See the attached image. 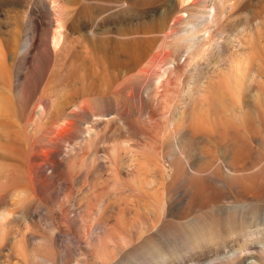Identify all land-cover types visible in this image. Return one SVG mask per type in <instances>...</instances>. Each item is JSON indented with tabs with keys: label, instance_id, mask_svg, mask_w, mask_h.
<instances>
[{
	"label": "rangeland",
	"instance_id": "rangeland-1",
	"mask_svg": "<svg viewBox=\"0 0 264 264\" xmlns=\"http://www.w3.org/2000/svg\"><path fill=\"white\" fill-rule=\"evenodd\" d=\"M64 1L0 0V94L4 93L2 95L5 99L4 101L9 100V108H11V111L13 110V114H10L11 116L13 115V118L9 117L8 114L11 111L8 113L9 110L7 108L6 113L8 114L2 118L6 125L9 123L11 125L6 126L4 123H0L2 126V128L0 127V138L2 137V141L4 140L0 142L3 144H0V147H3L2 151L6 149L5 153L0 150V178H2L0 179V211H9V220L7 219L5 223L6 227L4 226V234L0 243V264H128L131 259L135 260L136 264H154L158 262L157 257L159 254L164 255L167 260L169 259V264H224L225 259L223 258L226 255L241 249V247L244 248L245 245H247L245 247L246 251H254L264 241V232H262L264 231V218L261 217L259 219L262 209L264 210V202H261L262 204L260 203L261 205L258 207L254 206L252 208V212L255 214L253 220L248 221V218H241L244 226L239 232L243 234L240 235L238 232V234L223 239L224 241L209 243L203 249L190 247L191 245L186 244L184 238L182 240L183 234L181 233L168 235V233L162 231L169 227L182 229V225L189 222L188 219L192 216L187 210L193 203L210 204L215 202L217 206H228L234 203L238 204L241 202L239 204H242V202L248 203L252 201V203L257 204L250 198L253 193L260 195L258 192L262 186L257 183V179L261 168L264 167V0H235L234 6L227 12V15L231 11L234 13H239L240 11V16L236 18V21L241 20V22L233 31L227 28L226 33L220 37L222 42L230 41L224 51L225 57L219 62H215L214 56L218 52L215 49L212 51L213 53L208 52L209 58L212 55L210 58L212 59L211 62H206L203 65V70L206 71H211L217 66L220 67V71L217 74L215 73V77L210 80L211 83L216 84L217 93H201L202 96L212 94L209 102H199L202 109L206 110H203V113H210L213 108H218L221 111L235 108L242 112L239 119L231 117L229 112H227V114L222 116L221 126L217 128V131L215 129L216 125L212 124L213 122L209 121V119L208 121L204 120V122L207 121L206 124L201 122L196 127L189 124L191 134L188 138H181L180 136H175L168 129V126L166 128V125H169V120L165 115L172 111L170 107L178 100V96L175 98L177 100L171 101V99H168L167 101L169 102L166 104L165 101H154L150 97L151 95L144 94L147 97L144 96L140 104L133 99L139 93V82H128L123 89H120V98L125 103L124 112L127 120L136 121L139 124V129L124 125L123 123L125 122L123 120L125 121V119L121 118L120 120V115L117 116L116 107L109 98L111 95H104L102 104L106 106L105 113L109 114L110 120L107 123L98 124L94 144L89 148L92 153L90 157L92 155V159L94 157V165L90 168V172L88 171V175L86 174L85 176L78 173L67 181L58 177L41 176L38 179L39 184L37 183L36 186L38 191H32L33 189L30 185L26 184V180L20 177L22 176V169H27L23 165H27V160L24 161L25 159L23 158L28 159L30 153L36 151V149L38 154H41L36 145L39 137L38 133L42 132L40 129L42 127L44 129L45 124H41L37 131L28 135V138L31 137L29 138L31 142L32 140L34 141L31 143L28 139L29 144H27L25 143L26 139L23 138V131L20 126L22 123L18 121L24 122L27 118L29 121L31 117L33 119L35 117V120H37L36 115L40 110L37 102L41 94L45 92V85L48 82L47 70L50 68L49 65L46 69L47 58L40 53L45 51V45L53 48L59 47L64 50L69 48L71 50L77 49V53L82 49L80 26L85 24L84 22H75L67 18L62 20L59 23L60 25L58 24L59 26L37 25L39 22L41 23L40 18L46 21L52 18L54 12L59 9V6L63 5ZM172 1L169 0L172 16H180V4ZM124 2L128 6L118 8V5L124 4ZM189 2L190 0H187L184 4L188 5ZM42 5H46V8L42 10L40 15L38 14L40 12L35 8L42 7ZM181 6L183 7V4ZM83 7H89L88 10L90 11L100 9L110 17L111 21L113 20L115 23L122 22V25L118 26L114 23V27L117 28L135 25V21H129L138 18L139 15L137 13L144 9V6L139 5L137 0H79L77 2V11ZM225 24L224 22L220 23L219 30H222ZM169 33L170 22L154 44L149 57L134 71L123 75L119 82L124 81L131 74H136L141 68H148V60L152 54L161 49V46H159L160 48L158 47L161 37ZM26 34L32 35L36 40L29 53L31 59L28 62L21 60L20 56V48ZM54 37L57 40L53 39ZM166 50L171 53L169 58L177 57L180 53L175 46H168ZM193 58L197 60L198 56L195 55ZM183 60L184 57L181 58V62ZM234 63L246 68L240 80L238 79L240 74L238 76L235 74ZM87 66H91L90 62L88 60L82 62L81 57L77 54V68L82 71V68ZM158 67L159 65L155 68L160 71L164 68V66ZM175 73L176 79L181 82V89L185 91L188 90L186 88L187 78L192 74H197L195 75L196 77L200 76L197 72L191 73L188 63L179 65ZM62 82H60V85L63 84ZM206 83L207 77L204 79L203 85ZM79 85L77 83V87ZM198 87L200 86L196 87V85H193L194 92ZM142 92L146 93V87L143 88ZM4 95L8 100H6ZM188 97H186V103L191 106L189 99H187ZM3 98L0 100L1 105H3ZM170 102L173 103L170 104ZM208 103L210 106L207 105ZM159 104L161 105L159 106ZM37 108L38 110H36ZM171 108L174 109L173 106ZM207 108L209 111H207ZM29 109L32 111L30 112ZM229 117L240 125H234L235 127L226 126L225 120ZM8 119H11V121ZM12 120H14L13 122H18V124L14 123V127ZM208 124L211 125L209 126ZM15 125L17 128L20 126L19 129L23 137L18 132V129L15 128ZM212 125H214L213 128ZM206 126L208 127L207 130ZM84 127L83 125L81 129ZM199 127L201 130H199ZM14 128L17 129L20 135L18 136L19 139L12 145L11 141L17 136ZM9 130L14 132L9 134L11 136L13 134L12 138L8 135L7 131ZM163 130L168 133L163 132ZM224 131L226 132L224 133ZM4 132H7V134ZM3 134L11 138V141L9 139L10 143L8 142V137ZM20 137L24 140V143L19 141ZM157 138L159 140H156ZM232 139L234 142L231 141ZM5 141L11 144L12 147ZM77 141L82 142L83 135L75 139L74 142L76 143ZM121 142L126 146L130 144L127 147L130 152L126 153V155L123 153L115 161L118 179H121L120 182L123 183L124 181L125 184L128 183V185H132L137 189L141 188L143 195L135 206L133 202V204L131 203V200H129L130 202L119 201L114 197L105 199L103 206L107 207L106 215L109 216V219L116 215L119 207L125 206L123 219L125 226L118 240L109 241L111 246L110 258L106 263H103L99 247L96 245V240L103 236L101 225L89 222L86 223V229L84 230V226L81 228L82 225L78 220L80 214H83L87 204H89L88 201H90L92 206H95L93 205L95 204L94 199L89 196L92 191L100 193L105 183H107L108 173L111 172V169L105 161L106 159L102 156L115 149L117 144ZM19 143L26 145H20L21 149L18 145ZM13 146H15L14 152L16 151L14 156L16 155L17 157L18 155L20 157L23 154V160L20 159L21 157H17L20 161L19 163H17L18 160L16 161L15 157V159L13 158L15 162L13 163L16 164L17 168L11 165L12 159L10 157H13ZM18 146L21 150H24L23 147L25 146L29 147H25L26 152L21 151L22 153H19ZM32 147H34L33 151ZM71 147L72 144L66 143L62 147L58 158H64L71 151ZM174 147L180 152H177ZM8 148L12 149V151ZM6 151H8L7 154L10 155V159L4 155ZM181 152L186 154L187 158L180 155ZM25 155L26 157H24ZM143 155H146L147 158H144L145 156ZM160 156L165 159H159ZM141 157L144 159H141ZM153 158L155 159L154 161ZM189 162L191 165H189ZM160 163L163 164V167ZM6 165L7 168L9 166L11 169L15 167L16 171H14L16 173L21 170V175L18 172V175H20L18 177L20 178L18 179L15 176L18 180H12L14 176L11 175H14V171L10 169L9 171L13 173L10 172L12 174H8L7 170L9 168L7 169ZM18 165L20 166L19 168ZM188 165L191 170L186 167ZM48 172L50 171L48 170ZM4 173L9 175L8 179ZM11 180L15 184L12 185ZM5 181L8 182L6 183ZM20 182H25V184L23 185ZM16 184L18 186L22 185L24 186L23 189L28 188L29 190H21ZM45 184H48L49 187L42 192L38 186ZM14 185L16 186L14 187ZM196 197L201 202H198ZM115 199L117 201H114ZM127 202L128 204H125ZM54 204L57 206L55 210H52L51 206ZM92 214L94 217L98 215L96 206L93 207ZM109 224L113 225V222ZM257 229H259L258 232L256 231ZM252 231L255 232L257 238L254 232L255 237L251 236ZM259 240L262 241L259 242ZM148 243L150 245H147ZM152 252L156 253L152 254ZM136 255L138 258H136Z\"/></svg>",
	"mask_w": 264,
	"mask_h": 264
},
{
	"label": "bare ground",
	"instance_id": "bare-ground-1",
	"mask_svg": "<svg viewBox=\"0 0 264 264\" xmlns=\"http://www.w3.org/2000/svg\"><path fill=\"white\" fill-rule=\"evenodd\" d=\"M78 1L79 0H65L63 2V5L59 6V9L54 12V15L52 16V18H49V20L47 21L44 20L43 18H40L41 23L39 22L37 24V25L40 24V25H48V26L55 25L56 26L62 20L67 19V18H70L75 22L77 21L84 22L85 24L80 26L81 27L80 28V32H81L80 38H81V43H82L81 44L82 49L77 53V49L71 50L69 48L67 50H64L59 47L53 48V47H49L48 45H45L44 47L45 51L40 53V54H44L43 56L47 58L46 69L48 68L49 65H50V68L49 70H47L48 82L45 85V92L41 94L37 102V106L40 108L39 113L37 112L38 114L36 115L37 120H35V117L34 119L31 117L29 118V121H28V118L26 116L27 118L26 121L25 120L24 122L22 121L20 122V120L18 121L19 123H22L20 126L22 127L24 137L22 136V132H20V129H19L20 126H18L17 128V126L15 125L16 126L15 128H17L18 132L21 133V136L24 139H26L25 143L29 144L28 139L31 137L28 138V135L31 132L34 133V131H37L41 124H45L44 129L43 127L42 128L40 127L41 128L40 131L42 132L40 133L38 131L39 132L38 133L39 137L37 135L38 139L35 138L37 139L36 147L39 148L38 151H41V154H38L37 149L36 151H33L34 147H32L33 152L31 153L29 152L30 153V155L28 154L29 158L28 159L23 158L25 159L24 161L27 160L26 161L27 165L22 163L24 166L27 167V169L26 170L22 169L23 171H25L24 174H23V171L21 172L20 170V172L22 173V176H20L21 173L19 171H17V173L15 172L16 171L15 169L17 167H16V164H14L15 162L13 158L15 157L17 161L18 158L20 157H21L20 159H22L23 154L20 157L17 155L18 158L16 157V155L14 156L16 152V151L14 152L15 146H13V153H12L13 157H10V155L7 154L9 150L6 151V154L4 155L8 156V159L11 158L12 159L11 165L16 167L15 168L10 165L14 169L13 168L11 169L9 166H8L9 168L8 169L6 165V168L8 169V170L6 169L8 174H10V172L15 170L14 175L12 174L13 172L11 173L12 175L10 174L11 176H14L12 180L15 181V180H18L20 177H23L26 180V184L30 185V187L33 189L32 191H36V190L38 191L36 186H37V183L39 184L38 179L41 176L58 177V178H63V180H66V181L71 180V178L74 177V175L78 173L86 176L88 171L90 172L91 170L90 168H92L94 165V157L93 159H92L93 155L90 157V154L92 153L89 151V148L92 146V144H94V141H95L94 139L96 136L98 124L107 123V121L110 120V117H108L109 114L105 113L106 106L102 104L104 95H107V94L111 95L109 98L114 104V106L116 107L117 116L120 115V118H119L120 120L121 118L125 119V121L122 119L123 122H125V123L122 122L124 125L131 126L135 129L139 127L138 126L139 124L136 121L127 120V116L124 112L125 103L120 98L121 96L119 93L121 91L120 89H123L125 84L128 82H132V81H134L132 83L139 82V87H138L139 93H137L133 97V99L140 104L142 103L143 97L146 96L144 94L151 95L150 97H152L154 101H159V100L165 101L166 104L169 102L167 101L168 99H171L172 101L178 96V100L175 99L177 101L174 104H172L174 109H172L171 108L172 106L170 105L171 106L170 110L172 111L169 113H166L165 115L168 117V120H169V125H166V128L168 126V129L172 133H174L175 136H180L181 138H185V137L188 138V136L191 134L190 125L196 127V126H199L201 122L206 124L208 119L209 121L211 120V122H213L212 124L216 125L215 129L217 131V128L221 126L220 123L222 122L221 120V118H223L222 116L224 114H227V112H229L231 117L238 118V119L241 117L242 112L239 110H236L235 108H232L231 110L223 109V111L219 110L218 108H213L210 111V113H205V112L203 113V110L204 111L206 110L202 109V106L200 104L204 102H209L210 101L209 99H211V96H212V94L202 96L201 93H217L216 84L214 85L213 83H211L210 80L215 77V73L217 74L220 71L219 70L220 67L217 66L216 68H214L215 70L212 69L214 70V71L211 70L212 72L203 70V67H204L203 65L206 62H209V61L211 62L212 60L210 59L212 55H210V58H209L208 52H212L213 50L217 49L218 52L214 56L215 62H219L221 59H224L225 57L224 51L230 41L222 42L220 37L221 35L223 36V34L226 33L227 28L233 31L235 27L239 24V22H241V20L236 21L237 20L236 18L240 16V11L239 13H234L231 11L229 15H227V12L231 10V8L234 6L235 0H190L188 5L184 4V2L187 0H173L172 1L173 3L178 2L180 4V13H181L180 16H172L171 10H170L171 4H169V0H137V3L141 6H144V9L137 13L139 15L138 18H134L129 21V22L135 21V25L122 26L119 28L114 27V26L115 24H117L116 26L122 25V22L115 23L113 20L111 21L110 17L107 14H105L103 11H101L100 9H97V10L95 9V10L90 11L88 10L89 7L88 8L83 7L82 9L80 8V10L77 11ZM126 4L127 3L124 2V4L118 5V8L119 7L124 8ZM181 4H183V7L181 6ZM44 8H46V5H42V7H37L35 9H37L40 12L38 14L41 15L42 10ZM37 12H36V15H37ZM132 15H136V14H132ZM42 19L44 20V22ZM169 22H170V33L166 34V36L164 37H161V42L158 45V47L161 46V49L160 51L152 54L151 58L148 60L149 67L141 68L138 72L136 71L137 72L136 74L134 75L131 74V76L126 77L124 81L119 82L120 78L123 75L129 74L131 73V71H134V69L138 68V66H140V64H142V62L147 57H149V55L152 53L154 44L160 38V35L163 34ZM223 22L226 23L225 27L222 28V30H219V24ZM53 39L57 40V38L55 37ZM35 42L36 40L34 39L32 35H29V34L25 35L24 42L22 43L21 48H20L21 49L20 50L21 60H25L26 62H28L31 59V56H29V53L32 47L35 45ZM168 46L169 47L175 46V48L180 52L177 55V57L169 58L171 54L169 50L171 48L169 50H166ZM77 54L81 57L82 62H84L85 60H88L91 66L83 67L82 71H80L77 68ZM195 55L198 56L197 60H194L193 58V56ZM182 57H184V60L181 62ZM184 63L189 64L191 73L197 72L198 74H200L199 77L195 76L197 74H194V75L192 74L190 77L187 78L188 79L187 80L188 83L186 85V88L188 89L187 91L181 89V82H178V79H176L175 77L176 68H178L179 65L184 64ZM158 65L159 67L164 66L162 71L155 68ZM233 68H234L236 76L240 74L238 76V79L239 80L242 79V75L244 71L246 70V68L236 63H234ZM192 76L196 78H193ZM206 77H207V83L203 85V81ZM61 81H63L62 85H60ZM77 83L78 85L80 84L78 87H77ZM193 85H196V87L199 85L200 87L196 88V91L194 92ZM145 87H146V93H143L142 90ZM179 93H181L180 97H179ZM2 95L0 94L1 96L0 100H2L3 98ZM128 95L130 96L129 93ZM161 95H162V98H161ZM200 96L203 98H201ZM186 97H188L187 99H189V103H191V106L187 105ZM4 100L5 99L3 98V105L0 104V123H4V120L2 118H4V116H7L6 114H8L11 111V108H9L10 106L9 100L7 98L6 100L8 101H4ZM171 103L173 102H170V104ZM160 105L161 104H159V106ZM207 105L210 106L209 103ZM6 108L9 110L8 113H6L7 112ZM162 109H163V106H162ZM36 110H38V108ZM12 111L11 113L8 114L10 118L11 117L13 118V115L12 116L10 115V114H13ZM31 111L32 110H30V112ZM207 111H209L208 108H207ZM14 120H12L13 127H14V123L18 124V122L16 123V121L13 122ZM204 120H207V121L204 122ZM9 121H11V119ZM7 125H11V124L9 123ZM83 125L85 127L81 129ZM225 125L230 127V126L240 125V124L229 117L227 118V120H225ZM0 127L2 128L1 124H0ZM213 127L214 125H212V128ZM17 129H15L16 132H17ZM207 129L208 127L206 126V130ZM199 130H201L200 127H199ZM7 132L9 135L11 130ZM7 132H4V133L7 134ZM18 132L16 133L17 136L15 138L13 137L14 139L12 141H11V138L13 134L12 136L9 135L11 136V138L8 135L7 136L5 134L3 135L8 137L7 138L8 142L10 139V141L12 142L11 144L13 145L17 141V139H19L18 136L20 134H18ZM163 132H165V130H163ZM225 132L226 131H224V133ZM165 133H168V132H165ZM212 133L214 132L212 131ZM82 135H83V141L82 142L77 141L75 143L74 142L75 139H77L78 137ZM1 138H0V142L2 141ZM21 140L22 139L20 137L19 141L24 143V140L22 141ZM156 140H159V139L157 138ZM33 141L34 140H32L31 142L30 140L31 143H33ZM231 141L234 142L233 139ZM8 142L6 143L9 144L10 142L9 143ZM66 143L72 144V147L70 148L71 151L64 158L60 159V157L58 158V155L62 147ZM0 144L3 145L2 143ZM11 144L9 145L12 147ZM18 145L20 146L21 143H19ZM22 145H26V144H22ZM129 145L126 146L123 144V142H121L120 144H117L115 149L112 148L113 150L109 151L107 154H105V156H102L103 158L106 159L105 161L109 164L111 172L108 173L109 177L107 178V181H106L107 183H105V186L102 188L101 192L95 193L94 190L92 191L90 189L92 193L89 195L95 201V204L93 205L96 206V212L98 215L94 217V215L92 214V210H93V207L95 206H92L90 204V201H88L89 204H87L83 214L82 213L80 214V217L78 220V222L82 225L81 228H83L84 226V230L86 229L85 227L86 223H89V222H95V224L97 223L101 225L103 236L96 240V245L99 247L100 257L102 258L103 263H106L110 258L109 252H110L111 246L109 244V241L118 240L120 238V233L123 232L122 230L124 229V226H125L124 225L125 223L123 221L125 206L123 205L119 207L116 212V215L113 218L111 217L112 216L111 215L110 217L112 219H109V216L106 215L107 207L103 206L105 199L107 197H114V198H117V200L119 201L123 200L126 202V201L131 200V203L133 202L135 206L136 202L143 195V191L141 188L137 189L133 187L132 185H128V183L125 184L124 181L122 183L120 182L121 179L119 180L117 176V167H116L115 161H117V158L123 153L124 155H126V153L130 152L127 148ZM231 145H234V144H231ZM25 147H23L24 150H21L22 147L21 149L19 148L18 149L20 150L19 153H22L21 151H25ZM131 147L130 149L133 148ZM176 147H174V149H176ZM2 148L0 149L1 151H2ZM5 150H3L2 152L5 153ZM10 150L12 151V149ZM176 151L178 152L179 150L176 149ZM159 154L161 153L159 152ZM180 155L187 158L186 154H183L182 152L180 153ZM143 156H145L144 158H147L146 155H143ZM24 157H26V155ZM236 157L238 156L236 155ZM144 158L141 157V159H144ZM148 158H151V157H148ZM161 158H164V157L160 156L159 159ZM154 160L155 159L153 158V161ZM19 162L20 161L18 160L17 163ZM161 165L163 167V164ZM189 165H191V163ZM189 165L186 167L189 168ZM19 167L20 166L18 165V168ZM10 169L12 171H9ZM48 170L50 172L47 173ZM18 172L20 173V175H18ZM259 174L260 175H259V178L257 179V183H260L259 185L262 186V187L260 186L261 188H260V191L258 192L260 193V195L253 193L250 198V199H253L255 203L257 204L252 203V201H249L248 203L242 202V204H239L241 202H239L238 204L234 203L233 205H228V206H217L215 202H212L210 204L193 203L188 207V210H187V212L191 214L192 216L188 219L189 222H186L185 224L182 225V229L175 228V227H169L168 229H164L162 232H166L168 233V235H178L179 233H181L183 234L182 240L184 238L185 239L184 241L186 244H190L191 246L190 245L189 246L190 247L193 246L192 248H202V249L205 248L209 243L219 242L220 240L224 241L223 239H226L227 237L232 236L234 234H238L239 230L244 226L241 218H244V219L248 218V221L253 220L254 219L253 217L255 214H253L252 208L254 206L258 207L264 202V167L261 168ZM7 175L6 177L8 179L9 175L8 176ZM11 184L13 185L15 183L12 181ZM21 184L24 185L25 182ZM16 185H14V187ZM23 187L24 186L22 185L18 186V188H21V190L23 189ZM48 187H49L48 184L38 186V188H40L42 192L47 190ZM24 189H28V188H24ZM141 199L142 198H140V200ZM117 200L115 199L114 201H117ZM196 200L198 202H201L199 201L200 199L198 200V198ZM125 204H128V202ZM56 206H57L56 204L52 205L51 209L55 210ZM8 217H9V211L7 210L0 211V243H1V238L4 234V229L6 227L5 223ZM261 217L264 218L263 209L261 211V214L259 215V219ZM110 222H113V225H110L109 224ZM258 230L259 229H257L256 231L258 232ZM253 232L254 231H252V234L250 233L251 236L252 235L254 236L255 232L254 234ZM262 232L260 231V233ZM248 236H249V233H248ZM254 237L253 239H255ZM260 241L262 240H259V242ZM147 245H150V244L148 243ZM246 246L247 245H245V247ZM245 247L244 248L241 247V249L236 250V251L233 250L234 251L233 253L226 255L223 258L225 259L224 264H264V241L261 243L259 247H256V249L254 251L252 250L251 252L246 251ZM153 253H156V252H152V254ZM178 254L180 253L178 252ZM136 258H138L137 255H136ZM157 258H158L157 260L158 262H155V263L153 262L154 264H169L168 263L169 259L167 260L164 257V255L159 254ZM141 259H144V258H141ZM128 264H136V261L131 259Z\"/></svg>",
	"mask_w": 264,
	"mask_h": 264
}]
</instances>
